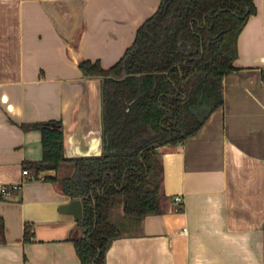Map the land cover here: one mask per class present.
Listing matches in <instances>:
<instances>
[{"label":"crops","instance_id":"crops-1","mask_svg":"<svg viewBox=\"0 0 264 264\" xmlns=\"http://www.w3.org/2000/svg\"><path fill=\"white\" fill-rule=\"evenodd\" d=\"M254 2L223 106L196 134L157 149L162 212L113 241L106 264H264V0ZM160 4L0 0V264H81L74 240L84 229L60 210L73 199L59 180L73 164L35 179L23 170L43 158L39 123L61 122L66 154L85 158L102 133V79L80 63L115 65ZM11 184L21 188L2 194Z\"/></svg>","mask_w":264,"mask_h":264},{"label":"trees","instance_id":"trees-1","mask_svg":"<svg viewBox=\"0 0 264 264\" xmlns=\"http://www.w3.org/2000/svg\"><path fill=\"white\" fill-rule=\"evenodd\" d=\"M160 1L115 65L80 63L85 76L102 79L109 152L67 158L62 123L37 124L43 158L30 165L33 173L58 170L65 162L75 169L60 185L83 202L78 225L84 236L74 240L81 264H106L113 241L138 233L146 216L162 212L154 180L157 149L196 134L223 106V79L236 69L238 37L256 13L254 0Z\"/></svg>","mask_w":264,"mask_h":264},{"label":"water","instance_id":"water-1","mask_svg":"<svg viewBox=\"0 0 264 264\" xmlns=\"http://www.w3.org/2000/svg\"><path fill=\"white\" fill-rule=\"evenodd\" d=\"M103 130H104V128L102 125V133H101L100 138L97 139L96 141H94V143H92L88 147L87 151L82 152L80 156H83L85 158L86 157H99V156L105 155L109 152L106 149L103 150L102 146H101L102 145L101 143L104 139ZM64 151H65V147H64ZM65 156L67 158H80V157L68 156L66 154V152H65ZM62 179H64V178H60L59 180H62ZM60 210L62 213L73 215L77 221L82 220L83 216H84L83 202H82V199H80V198H73L69 203L62 205Z\"/></svg>","mask_w":264,"mask_h":264},{"label":"built area","instance_id":"built-area-1","mask_svg":"<svg viewBox=\"0 0 264 264\" xmlns=\"http://www.w3.org/2000/svg\"><path fill=\"white\" fill-rule=\"evenodd\" d=\"M23 174L31 179H35L37 177L28 169L23 170ZM20 188V184L4 185L1 187V192L4 195H10L13 192L19 191ZM174 201L176 203H179L181 205V208H183V198L180 195L175 196Z\"/></svg>","mask_w":264,"mask_h":264},{"label":"rangeland","instance_id":"rangeland-1","mask_svg":"<svg viewBox=\"0 0 264 264\" xmlns=\"http://www.w3.org/2000/svg\"><path fill=\"white\" fill-rule=\"evenodd\" d=\"M160 174V168L157 166L156 170H155V179L158 177V175ZM156 182V180H155Z\"/></svg>","mask_w":264,"mask_h":264}]
</instances>
